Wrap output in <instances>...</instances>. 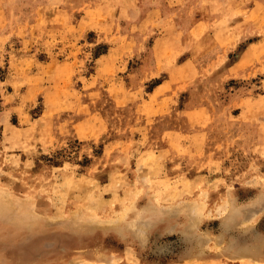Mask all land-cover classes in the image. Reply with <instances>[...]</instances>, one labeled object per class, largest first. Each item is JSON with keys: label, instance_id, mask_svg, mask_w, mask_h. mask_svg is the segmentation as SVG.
<instances>
[{"label": "rangeland", "instance_id": "obj_1", "mask_svg": "<svg viewBox=\"0 0 264 264\" xmlns=\"http://www.w3.org/2000/svg\"><path fill=\"white\" fill-rule=\"evenodd\" d=\"M0 264H264V0H0Z\"/></svg>", "mask_w": 264, "mask_h": 264}, {"label": "bare ground", "instance_id": "obj_2", "mask_svg": "<svg viewBox=\"0 0 264 264\" xmlns=\"http://www.w3.org/2000/svg\"><path fill=\"white\" fill-rule=\"evenodd\" d=\"M192 193V192H191ZM162 200V199H161ZM165 200V199H164ZM105 224V223H104ZM135 227V226H134ZM138 228V227H137ZM134 229V228H133ZM136 229V228H135ZM208 254V253H207ZM227 258V257H226Z\"/></svg>", "mask_w": 264, "mask_h": 264}]
</instances>
